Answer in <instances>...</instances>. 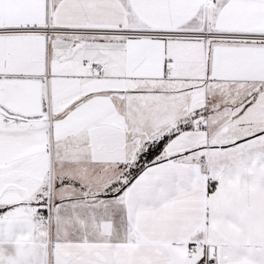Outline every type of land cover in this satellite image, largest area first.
I'll use <instances>...</instances> for the list:
<instances>
[{
  "label": "snow or ice",
  "instance_id": "6c2138e0",
  "mask_svg": "<svg viewBox=\"0 0 264 264\" xmlns=\"http://www.w3.org/2000/svg\"><path fill=\"white\" fill-rule=\"evenodd\" d=\"M0 264H264V0H0Z\"/></svg>",
  "mask_w": 264,
  "mask_h": 264
}]
</instances>
